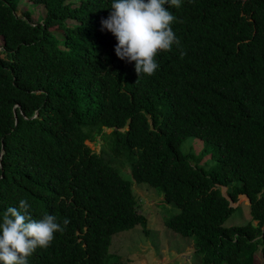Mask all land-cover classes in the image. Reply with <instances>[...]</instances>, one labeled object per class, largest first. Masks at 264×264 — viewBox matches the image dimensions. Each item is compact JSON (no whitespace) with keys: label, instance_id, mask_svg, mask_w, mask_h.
I'll list each match as a JSON object with an SVG mask.
<instances>
[{"label":"trees","instance_id":"16d2710c","mask_svg":"<svg viewBox=\"0 0 264 264\" xmlns=\"http://www.w3.org/2000/svg\"><path fill=\"white\" fill-rule=\"evenodd\" d=\"M17 1L0 0V217L24 198L33 219L71 221L28 264H118L111 235L145 229L130 182L84 144L97 135L176 208L163 227L192 237L198 264H264V0H182L187 54L174 45L139 80L102 26L112 0H26L36 20ZM242 197L249 220L224 226Z\"/></svg>","mask_w":264,"mask_h":264},{"label":"clouds","instance_id":"9594fccd","mask_svg":"<svg viewBox=\"0 0 264 264\" xmlns=\"http://www.w3.org/2000/svg\"><path fill=\"white\" fill-rule=\"evenodd\" d=\"M181 5L182 0H112L110 15L101 23L117 40L115 46L117 57L130 63L135 62L138 80L141 76L154 75L160 67L156 57L162 52L171 51L174 45L181 49V58L187 54L173 29V24L178 18L169 10L178 9ZM34 115L35 111L32 117ZM104 129L111 130L104 127L102 132ZM94 140L95 138L85 139L84 144L85 141ZM2 154L1 147L0 159ZM100 157L103 158L101 155ZM30 210L29 201L21 198L18 206H9L3 211L0 217V264H28L29 258L37 249L50 247L55 234L57 232L63 234L71 222L66 217L61 223L55 215L48 213L38 220L33 219ZM187 249L189 254H195L193 243ZM197 257L199 263V256Z\"/></svg>","mask_w":264,"mask_h":264},{"label":"rangeland","instance_id":"374dc122","mask_svg":"<svg viewBox=\"0 0 264 264\" xmlns=\"http://www.w3.org/2000/svg\"><path fill=\"white\" fill-rule=\"evenodd\" d=\"M25 1H17L15 11L17 15L27 10L30 12L32 20L42 16L43 9L41 6L26 4ZM65 22L67 25L75 24L72 20H66ZM108 131L109 129L103 130L104 133ZM103 137L95 136L94 141H85V144L92 151L100 153L111 165L117 167L122 177L130 182L132 192L139 198L137 209L146 217L144 230L142 226L136 224L128 230L112 234L107 251L115 256L118 264H198L196 254H189L186 251L188 249L182 251L188 246V243L192 245V237H182L163 227L162 221L174 214L176 208L171 204L162 202L161 193L155 188L145 183H135L129 175L127 162L121 156H114L104 146ZM201 149L202 142L193 137H186L180 144V151L183 154L189 153L192 155L191 163L201 165L203 161H206L203 168H207L210 166V162L206 155L200 153ZM237 203L240 204L225 219L224 226L244 224L249 220L247 199L242 197ZM254 223L255 221H252V224ZM108 260L115 261L114 258H108ZM254 264H257V262Z\"/></svg>","mask_w":264,"mask_h":264},{"label":"crops","instance_id":"0c3cea01","mask_svg":"<svg viewBox=\"0 0 264 264\" xmlns=\"http://www.w3.org/2000/svg\"><path fill=\"white\" fill-rule=\"evenodd\" d=\"M190 246H191V245L188 244V246H187L186 248H184L183 251L186 250V249H187L188 247H190ZM186 251L189 252V250H186Z\"/></svg>","mask_w":264,"mask_h":264}]
</instances>
